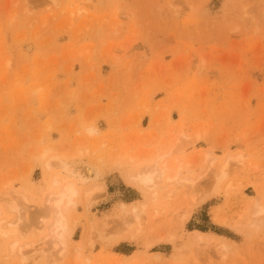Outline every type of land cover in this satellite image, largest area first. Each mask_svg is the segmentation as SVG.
Here are the masks:
<instances>
[{"label":"rangeland","instance_id":"374dc122","mask_svg":"<svg viewBox=\"0 0 264 264\" xmlns=\"http://www.w3.org/2000/svg\"><path fill=\"white\" fill-rule=\"evenodd\" d=\"M258 209L264 0H0V264H264Z\"/></svg>","mask_w":264,"mask_h":264},{"label":"bare ground","instance_id":"6f19581e","mask_svg":"<svg viewBox=\"0 0 264 264\" xmlns=\"http://www.w3.org/2000/svg\"><path fill=\"white\" fill-rule=\"evenodd\" d=\"M43 153H45V152H43ZM60 163H61L60 165L63 164L62 165L63 169H61V170H64L66 168V166L64 165V162H60ZM46 166L48 168H50L51 164L47 161ZM165 166H166L165 161H161V163H159L157 161V163H155L154 166L151 165V167H148V168L146 167L144 170L140 171L136 175L135 174H129V175L126 174V175H128L126 180L128 181V183H131L132 185L139 187L143 190H145L146 188H151V187L155 186L156 183L159 182L161 180V178L163 177L164 172H165ZM89 168L86 167V169H85L86 176L83 179L84 181L89 179V177H91L90 173L92 172V170H91V168L90 169ZM220 169H221V172H223L225 169V166L222 165L220 167ZM61 172L62 171L56 172L55 174H53L52 184H53L55 189L52 190L47 195L46 205H49V207H47L46 210L43 211L44 214H48V217H49V215H50V217L52 216L51 217V223H50V226L48 228H50L51 236L59 242H62L64 240V237L66 236V231H67V219H66V215L64 214L63 211L65 210V208H67L68 206H70L74 203V197L77 196V194L79 193V185H78L79 181L77 180V178L72 177V175H71L72 173H70L68 171H67L68 175H64ZM92 177H94V176H92ZM216 177H217V181H219L221 179V176L219 174H217ZM175 178H177V171H175L171 176H168L167 179L173 180ZM162 179L164 180V178H162ZM176 180L177 179H175L174 181H176ZM185 181H187V180H183V179L181 180L180 179L179 185H183L185 183ZM95 187H96V190H98V189L100 190L99 185H97ZM191 200H193V198ZM263 211H264L263 209H258L256 211V214H261ZM134 212H135V210H134ZM14 230H15V228L13 226H11L10 222L6 221L4 223V221L0 220V232L3 235L7 236L10 233H13ZM14 247H15V243L12 245V248H14Z\"/></svg>","mask_w":264,"mask_h":264}]
</instances>
